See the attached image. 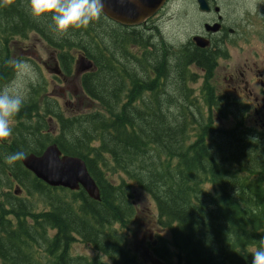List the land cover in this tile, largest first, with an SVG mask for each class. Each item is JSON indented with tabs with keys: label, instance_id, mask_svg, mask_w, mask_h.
I'll use <instances>...</instances> for the list:
<instances>
[{
	"label": "trees",
	"instance_id": "1",
	"mask_svg": "<svg viewBox=\"0 0 264 264\" xmlns=\"http://www.w3.org/2000/svg\"><path fill=\"white\" fill-rule=\"evenodd\" d=\"M27 1L25 6L0 0V85L14 80L23 63L10 65L11 40L37 31L56 47L70 48V54L58 56L66 74L72 73L74 50L93 60L96 70L84 73L81 85L102 108L67 116L46 97L42 114L32 91L13 117L18 125H11L12 142L0 140V183L6 185L11 174L28 199L10 201L12 211L1 210L0 264H142L126 234L135 213L134 191L151 197L158 226L171 235L154 249L160 260L251 264L252 251L264 238V134L242 125L240 100L217 91L215 67L203 65L199 54L187 59L183 48L169 56L161 49L146 52L134 67L123 32L102 13L86 27L61 33L51 14L33 17ZM151 55H158L157 66ZM193 65L204 73H194ZM200 79L193 96L191 82ZM230 114L238 120L233 129L215 123L216 115ZM52 117L58 118L56 137L41 132L50 129ZM51 142L84 159L100 200L84 189L48 186L21 159L6 162L17 152L41 154ZM40 203L46 207L38 208ZM78 242L97 256L73 255Z\"/></svg>",
	"mask_w": 264,
	"mask_h": 264
},
{
	"label": "flooded vegetation",
	"instance_id": "2",
	"mask_svg": "<svg viewBox=\"0 0 264 264\" xmlns=\"http://www.w3.org/2000/svg\"><path fill=\"white\" fill-rule=\"evenodd\" d=\"M129 1L142 4L141 8L136 4L138 13L130 11L129 17L142 16L139 13L150 3V0ZM180 1V7H185L182 16H177L174 11L178 5L176 1L166 0L159 10L151 16H144L139 23L122 25L104 17L123 32L125 44L135 56V60H130L131 62L141 61L146 57V51L153 49H161L162 56H169L176 45V39H180L182 29L186 35L178 47L185 49L187 59L195 60L199 54L201 61L205 62L203 65L214 66L213 82L217 91H223L226 96L240 100L241 109L244 108L242 125H247L248 122L252 126L249 128L257 134H264V0H203V10L201 0ZM175 18L180 20L177 23L180 27L172 35L169 31L173 28ZM182 18L186 22L184 27ZM35 41L34 46L42 44L37 36ZM131 47L139 51L133 52ZM150 57L151 65L157 66L158 55ZM53 61L56 64L54 70H59L58 57H53ZM137 61L134 67L139 68ZM193 67L198 68L196 65ZM46 68L52 69L47 65ZM34 98L44 99L46 95L42 91H36ZM41 103L44 104V101ZM237 123L238 120L233 128ZM0 140L3 142L4 138ZM9 182L8 188L0 189V213L2 209L12 211L10 201L24 202L28 199V193L21 188L17 178L9 174ZM16 187L21 189H15ZM8 215L5 216L6 219L14 223L15 218ZM151 235L149 233V237Z\"/></svg>",
	"mask_w": 264,
	"mask_h": 264
},
{
	"label": "rangeland",
	"instance_id": "3",
	"mask_svg": "<svg viewBox=\"0 0 264 264\" xmlns=\"http://www.w3.org/2000/svg\"><path fill=\"white\" fill-rule=\"evenodd\" d=\"M19 1L25 6L28 3L27 0ZM175 1L178 5L174 11L177 13V16H182L185 7H180V0ZM107 21L111 23L109 20ZM181 22L183 23L182 27H184L186 23L184 18L181 19ZM177 23H180V20L175 18L173 28L169 31V34L173 35L176 33V30H178V27H180V24L177 25ZM33 32L34 31L29 32L30 36L28 39H21L20 37L16 36L11 40L10 44L14 49V51H11V53L13 52L14 58L10 60V65L12 66L17 62V60L23 61V63L20 65L17 71L16 78L6 85H0V90L8 89L11 92H15L24 97V101L31 97L30 93L32 91L44 90V94L48 98L52 99L57 106H60L63 113L67 116L77 115L83 112H91L93 110H101L102 106L98 102L89 99L84 94L80 85V78L76 79L77 77H75L73 74L67 75L61 71V69L60 73H57L54 70L56 64L53 61V57H56V53L46 44L48 43L47 38H45L40 33H38V36L43 39V43L41 45L34 46L36 41ZM185 35V32L180 29V39H176V45L173 48L174 51L179 52L182 50V47H178V44L180 41L182 42V40L185 38ZM13 40H16L14 44ZM109 41L111 44H113L112 35L110 36ZM143 48L146 49V47ZM59 49L60 52L64 51L67 54L70 53V48L68 47ZM131 49L133 52L139 51V49L136 50L135 47H131ZM151 51L153 52L155 49L148 50L146 52ZM155 53L156 51L154 54ZM79 55L80 53H74V60L77 59ZM46 65L50 66L52 69L48 70ZM192 70L197 75L203 74L195 67H192ZM200 85L201 79L198 83L191 82V88L194 90L193 96H197ZM41 101H44V99H39V112L43 114L44 104H42ZM236 120L237 119L234 114H230L228 118H221L220 116L216 115L215 123L218 126L228 127L226 129L230 130V128L233 129ZM57 121L58 118L55 117L54 120L51 121V124L48 123L50 129H45V133L49 132L51 137H56V135L59 134ZM33 123H37V118L35 116L32 119V125L35 126ZM13 124H17V121L11 119L10 125ZM247 125L248 127H252L250 124H248V122ZM13 132L10 135L12 140ZM20 148L23 150L24 147L21 145ZM6 184L9 185L8 182ZM1 188L5 187H3L1 184ZM134 193L135 213L133 215V221L130 226V230L126 232L129 246L131 250L137 255L142 264H168L165 261L160 260L155 255L154 249H158L164 239L170 240L171 235L167 230H162L161 227L158 226V214L156 212L157 208L151 197L142 191H134ZM38 198L40 199L39 196L33 197L35 201H37ZM43 207H46L45 203H40L38 208ZM149 233H152L151 237H149ZM71 252L75 256L85 255L91 258L97 256V252L91 246H88L83 242L74 244ZM174 264L176 263L174 262Z\"/></svg>",
	"mask_w": 264,
	"mask_h": 264
},
{
	"label": "water",
	"instance_id": "4",
	"mask_svg": "<svg viewBox=\"0 0 264 264\" xmlns=\"http://www.w3.org/2000/svg\"><path fill=\"white\" fill-rule=\"evenodd\" d=\"M103 9L101 13L112 20L123 25L139 23L142 18L151 16L159 10L166 0H150L142 16L129 17L130 11L138 13L135 5L136 1L126 0H102ZM201 9L205 4L200 1ZM142 7V4H139ZM198 43H200L197 38ZM77 63V74L91 70L93 62L81 55ZM59 72V71H56ZM62 150L56 143L49 144L42 154L29 153L23 156L21 162L24 167L33 172L37 178L51 187H63L72 191L84 189L88 196L95 200H100V187L88 170L83 158L71 155H62Z\"/></svg>",
	"mask_w": 264,
	"mask_h": 264
},
{
	"label": "clouds",
	"instance_id": "5",
	"mask_svg": "<svg viewBox=\"0 0 264 264\" xmlns=\"http://www.w3.org/2000/svg\"><path fill=\"white\" fill-rule=\"evenodd\" d=\"M33 17L51 14L55 29L65 33L70 28L86 27L98 18L102 9V0H29ZM24 97L8 89L0 90V139L11 135L10 120L20 111ZM23 158L17 152L6 158L8 164ZM251 264H264V238L252 251Z\"/></svg>",
	"mask_w": 264,
	"mask_h": 264
},
{
	"label": "bare ground",
	"instance_id": "6",
	"mask_svg": "<svg viewBox=\"0 0 264 264\" xmlns=\"http://www.w3.org/2000/svg\"><path fill=\"white\" fill-rule=\"evenodd\" d=\"M22 165H23V163H22Z\"/></svg>",
	"mask_w": 264,
	"mask_h": 264
}]
</instances>
